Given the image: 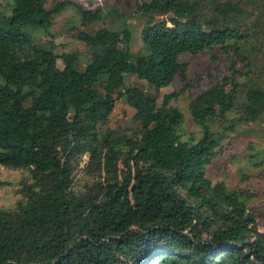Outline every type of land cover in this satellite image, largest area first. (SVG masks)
<instances>
[{"label": "trees", "instance_id": "1", "mask_svg": "<svg viewBox=\"0 0 264 264\" xmlns=\"http://www.w3.org/2000/svg\"><path fill=\"white\" fill-rule=\"evenodd\" d=\"M13 1L8 22L0 6V168L28 176L22 199L0 208V264H264V232L245 194L208 179L221 146L210 124L225 110L239 114L225 131L264 121V86L243 88L233 77L199 94L190 113L203 135L187 142L184 115L170 105L175 94L160 107L127 82L132 75L168 87L186 70L182 55L215 47L244 60V3L144 2L137 12L147 54L131 51L128 26L80 32L89 49L106 50L82 71L80 53L59 55L33 33L49 32L69 8L84 26L102 22V13ZM123 99L135 110L134 128L106 129ZM7 185L0 181V190Z\"/></svg>", "mask_w": 264, "mask_h": 264}, {"label": "rangeland", "instance_id": "2", "mask_svg": "<svg viewBox=\"0 0 264 264\" xmlns=\"http://www.w3.org/2000/svg\"><path fill=\"white\" fill-rule=\"evenodd\" d=\"M64 1L77 3L85 10L100 11L103 21L84 26L78 11L69 8L56 17L49 32L33 33L36 43L54 44L59 55L80 53V70L83 71L95 55L104 56L106 50L101 43H97L93 50L89 49L77 39L78 34L87 32L94 35L101 29L123 31L128 26L134 35L131 51L136 55L147 54L141 36L146 19L137 9L140 4L150 3L152 0H46L47 8L51 9L57 2ZM221 1H242L248 12V19L241 24V28L249 34V52L244 53V60L238 59L233 52L226 54L221 47H215L197 55H182L179 60L186 65V70L168 87H152L136 76L127 77L129 85L156 99L160 107L163 106L166 96L175 94L170 105L184 115V122L179 130L183 141H197L203 135V129L195 124L190 113V104L199 94L233 77L243 88H246V84L253 83L264 86V0ZM209 2L212 0H206L205 3ZM13 4V0H0L3 23L9 21ZM28 52L20 54L21 57L29 55ZM58 65L60 69L64 68L62 60H59ZM2 83L0 79V85ZM221 114L220 119L210 124L212 131L221 138V146L216 150L212 165L208 167V179L214 185L226 184L231 191H242L248 210L256 216L258 228L264 232V121L241 124L231 132L225 130L233 124V120L239 118V114L232 110L222 111ZM134 115L135 110L126 100H119L105 128L130 130L134 128L131 122ZM100 117L105 116L100 113ZM85 161L87 158L83 160L81 168ZM27 176L28 172L25 171L0 168V181L9 184L0 190V208H11L22 199L20 183ZM81 176L80 174L78 178ZM85 181L86 179L80 182Z\"/></svg>", "mask_w": 264, "mask_h": 264}]
</instances>
